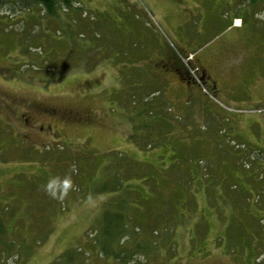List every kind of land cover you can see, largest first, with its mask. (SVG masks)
<instances>
[{
  "label": "rangeland",
  "instance_id": "obj_1",
  "mask_svg": "<svg viewBox=\"0 0 264 264\" xmlns=\"http://www.w3.org/2000/svg\"><path fill=\"white\" fill-rule=\"evenodd\" d=\"M247 1L75 0L54 16L15 0L0 6V264H264V1ZM170 48L195 88L177 85L163 61ZM156 83L166 85L171 131L197 144L192 156L209 168L184 192L194 210L173 202L185 214L173 234L123 262L98 244L113 198L93 189L117 154L140 172L173 160L168 147L182 137L136 144L140 105L123 95ZM66 177L72 187L50 196L48 181Z\"/></svg>",
  "mask_w": 264,
  "mask_h": 264
},
{
  "label": "trees",
  "instance_id": "obj_2",
  "mask_svg": "<svg viewBox=\"0 0 264 264\" xmlns=\"http://www.w3.org/2000/svg\"><path fill=\"white\" fill-rule=\"evenodd\" d=\"M8 1L11 0H0V6ZM15 1L20 4L21 8L28 9L33 5H39L46 14L53 16L58 14L59 8H71L75 2V0ZM249 1L259 4L258 0H248L247 2ZM238 6H241V4H238ZM247 11L248 10L244 8V12L239 17L240 20L243 19V21H247ZM189 54L193 53L189 52ZM166 64L171 71L177 74L179 78L187 84L189 89L195 88L193 84H199L188 71L189 68L187 70V67H183L178 53H175L171 48L166 56ZM135 88L137 89L135 90L134 86H130V89L128 88L126 92L123 93L124 96H129V94H131V103L140 105L139 108L136 107L138 112L135 114L137 116L139 115L138 117L141 119V123L139 122V131L136 130L139 134V139L135 143L142 145L140 136L144 139L147 138L145 146L151 148L161 146L159 144L162 143L165 138L169 141V139L171 140V137L176 134L179 135V138L182 137V139H179L176 145L168 147L171 149V157L174 158L165 166H163L164 161L162 160L161 165L157 168V170L160 169L158 172L155 167L147 163L145 165H149V169L143 165V171L140 172L136 168V166H138L137 163H134V161L130 162L131 160L124 162V159L118 157L119 154L115 155L117 162L113 163V169L109 168V177H106L102 184L98 182V187L93 189L97 194L111 192V198H113L107 202L102 211L98 244L105 255H113L123 262L129 260V258L131 259L137 252H142L146 249L147 251L156 249L161 239L164 237L166 238L169 233L173 234L171 230L175 225V221L185 216V214L180 211L179 205L173 207V202L178 201L183 208H185L184 205H186V203L190 204V207L192 208L193 206L194 210V197L192 198V194H189L188 196H190V198L187 199L184 192L188 191L187 186L194 179L198 178L199 170L203 172V170L205 171L209 168V165H206L209 162H202L204 160L203 157L192 156L195 152V148H197V144H192V141L183 140L184 136L181 134L179 128L174 129V131H176L175 133L171 131L169 125L171 124V117L174 114L171 111V107H163L165 102L160 100L165 94V84L156 83L147 85L146 87L144 85V88ZM167 105L169 104L167 103ZM145 110L146 112H144ZM132 118L135 119V117ZM142 120H147V122H149L147 125H151L147 134L143 133L144 128L142 127ZM134 127L135 125L133 124V128ZM231 142L232 139H228L226 143L224 140H221V145L225 143L238 148L236 143ZM257 150H261L260 152L264 155V148ZM249 153L248 151V154ZM192 157L197 158V160L192 161ZM115 159L113 158L114 161ZM202 163L204 166L201 165ZM160 172L162 176H160ZM134 175L141 177H139L141 183L148 184L146 191L143 187L137 189V186L131 183V179L134 178ZM206 176L208 178L213 177L211 171L207 172ZM167 189H171V191L167 193ZM165 197L166 199H164ZM159 201L162 203V208L151 207ZM165 207L166 209H164ZM3 210V207L0 205V243H2L8 232L7 226L3 220Z\"/></svg>",
  "mask_w": 264,
  "mask_h": 264
},
{
  "label": "clouds",
  "instance_id": "obj_3",
  "mask_svg": "<svg viewBox=\"0 0 264 264\" xmlns=\"http://www.w3.org/2000/svg\"><path fill=\"white\" fill-rule=\"evenodd\" d=\"M57 183H61L64 185V191L62 193H59L54 190V186L57 184ZM72 185H71V180L70 178L66 177L63 181H60L58 180L57 178H51L48 183L45 185V190L48 192V194L50 196H52L53 198H57L58 195H62V194H66L67 190L69 188H71Z\"/></svg>",
  "mask_w": 264,
  "mask_h": 264
},
{
  "label": "crops",
  "instance_id": "obj_4",
  "mask_svg": "<svg viewBox=\"0 0 264 264\" xmlns=\"http://www.w3.org/2000/svg\"><path fill=\"white\" fill-rule=\"evenodd\" d=\"M236 16V15H235ZM234 16V17H235ZM230 28H232V25H230ZM163 49H165V48H158L157 49V53L159 54V56H160V54H161V56L160 57H162V56H164V52L166 51H164L163 52ZM197 52H202L201 50L200 51H192V53L194 54V55H196L197 54ZM167 56V55H166ZM166 56L163 58V61L165 62V64H166ZM156 60H158V59H156ZM171 71V70H170ZM171 72H173V71H171ZM175 75V81L177 82V85L179 86V87H181L182 88V86L183 85H185V87L187 86V84L185 83V82H183L180 78H179V76L177 75V74H175L174 72H173V76ZM165 87H166V85H165Z\"/></svg>",
  "mask_w": 264,
  "mask_h": 264
}]
</instances>
